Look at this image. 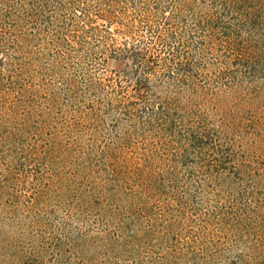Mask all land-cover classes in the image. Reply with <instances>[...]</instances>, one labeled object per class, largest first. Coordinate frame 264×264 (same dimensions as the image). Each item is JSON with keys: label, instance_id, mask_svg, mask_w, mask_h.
<instances>
[{"label": "trees", "instance_id": "trees-1", "mask_svg": "<svg viewBox=\"0 0 264 264\" xmlns=\"http://www.w3.org/2000/svg\"><path fill=\"white\" fill-rule=\"evenodd\" d=\"M140 30L148 41L136 46L131 38ZM120 33L118 43L114 34ZM106 53L130 69L132 94H125L119 76L102 79L82 67ZM262 83L264 0H0V111L22 102L40 105L38 97L76 105L97 124L100 139L109 125L112 142L120 141L102 147L118 186L135 181L145 193L171 201L167 210L181 217L215 189L213 178L241 179L229 136L239 124L227 117L217 122L212 114L226 96L241 100ZM126 143L138 151L126 150ZM26 149L18 156L31 160L34 146ZM23 164L27 172L25 162L18 167ZM11 166L17 167L8 162L6 171L15 181ZM242 189L239 195L257 197V190ZM32 194L25 201L19 194V205L39 215V193ZM150 209L158 220L160 203ZM41 250V243L30 245L23 264H43Z\"/></svg>", "mask_w": 264, "mask_h": 264}, {"label": "rangeland", "instance_id": "rangeland-1", "mask_svg": "<svg viewBox=\"0 0 264 264\" xmlns=\"http://www.w3.org/2000/svg\"><path fill=\"white\" fill-rule=\"evenodd\" d=\"M123 36L114 34L115 41ZM136 37L131 38L136 46L148 41L145 30ZM91 59L82 67L102 79L119 76L125 94H132L135 77L124 60L106 53L86 66ZM36 102L40 105L22 102L0 111V190L5 184L14 189L0 192V264H23L24 251L40 243L43 264H264V83L258 93L218 102L212 117L239 124L229 136L235 162L243 166L241 179L213 178L215 189L201 195L186 217L170 213L171 201L145 193L135 181L118 186L102 160L104 143L120 142H112L109 125L100 139L97 124L88 123L76 105L60 98L55 104L45 97ZM28 145L36 148L31 160L18 156ZM8 162L17 166L10 171L18 174L19 187L8 177ZM21 162L27 172L24 164L18 167ZM240 188L257 190V197L239 195ZM35 191L39 215L32 214L35 207L19 205ZM155 202L162 212L158 220L150 209ZM32 231L38 236L31 237Z\"/></svg>", "mask_w": 264, "mask_h": 264}]
</instances>
